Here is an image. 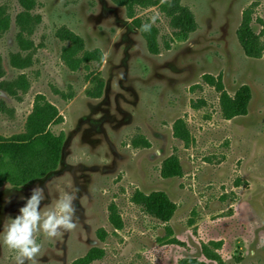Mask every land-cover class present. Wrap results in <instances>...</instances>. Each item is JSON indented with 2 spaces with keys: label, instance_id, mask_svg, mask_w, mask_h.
<instances>
[{
  "label": "rangeland",
  "instance_id": "374dc122",
  "mask_svg": "<svg viewBox=\"0 0 264 264\" xmlns=\"http://www.w3.org/2000/svg\"><path fill=\"white\" fill-rule=\"evenodd\" d=\"M19 1L0 0V143L26 139L37 102L56 108L48 130L65 142L54 172L0 187V264H15L3 234L36 185L42 215L69 193L78 217L37 236V264H264V0H178L190 33L161 0L131 13ZM247 10L257 60L237 38ZM155 199L174 205L169 221L148 211Z\"/></svg>",
  "mask_w": 264,
  "mask_h": 264
},
{
  "label": "trees",
  "instance_id": "16d2710c",
  "mask_svg": "<svg viewBox=\"0 0 264 264\" xmlns=\"http://www.w3.org/2000/svg\"><path fill=\"white\" fill-rule=\"evenodd\" d=\"M124 7L128 13L134 6H149L152 0H114ZM19 3L29 10L36 5V0H20ZM165 11L171 17V24L181 33H190L195 29V22L190 11L182 7L178 0L164 3ZM250 10L243 14L242 23L237 30L238 42L246 57L260 59L263 52V43L260 35L250 28ZM29 16L23 18V29L30 22ZM62 117L56 108L47 102L35 104L29 116L27 127L28 135L21 143L5 141L0 143V187L8 184L13 188H20L45 178L54 172L60 163L61 153L65 142L64 133L53 134L48 130L50 125H59ZM154 207H148L151 215L167 222L173 215L174 205L166 200H156ZM211 258V257H210Z\"/></svg>",
  "mask_w": 264,
  "mask_h": 264
},
{
  "label": "clouds",
  "instance_id": "9594fccd",
  "mask_svg": "<svg viewBox=\"0 0 264 264\" xmlns=\"http://www.w3.org/2000/svg\"><path fill=\"white\" fill-rule=\"evenodd\" d=\"M167 0H161L165 3ZM157 16L151 18V23H145L140 31L150 33ZM107 60V55L103 57ZM159 155V151L156 152ZM45 199L44 188L39 185L30 190L27 197H21L23 206L19 208L15 218L10 219L3 234V244L16 253L15 264H37L36 257L41 253V244L37 236L42 234L45 239H54L63 232H70L77 226L75 194L65 193L57 202L55 211L42 215L41 205Z\"/></svg>",
  "mask_w": 264,
  "mask_h": 264
},
{
  "label": "flooded vegetation",
  "instance_id": "af4514ba",
  "mask_svg": "<svg viewBox=\"0 0 264 264\" xmlns=\"http://www.w3.org/2000/svg\"><path fill=\"white\" fill-rule=\"evenodd\" d=\"M21 188V187H20Z\"/></svg>",
  "mask_w": 264,
  "mask_h": 264
}]
</instances>
